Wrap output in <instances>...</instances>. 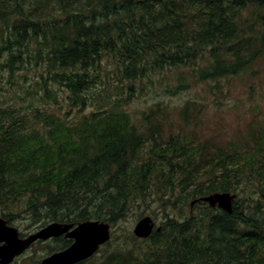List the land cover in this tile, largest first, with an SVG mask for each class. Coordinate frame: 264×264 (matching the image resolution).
<instances>
[{
  "label": "trees",
  "instance_id": "1",
  "mask_svg": "<svg viewBox=\"0 0 264 264\" xmlns=\"http://www.w3.org/2000/svg\"><path fill=\"white\" fill-rule=\"evenodd\" d=\"M263 58L262 0H0V215L115 229L157 203L149 237L114 234L93 264H264V108L235 136L195 99L126 109L137 84L222 93ZM214 192L231 213L200 200Z\"/></svg>",
  "mask_w": 264,
  "mask_h": 264
},
{
  "label": "rangeland",
  "instance_id": "2",
  "mask_svg": "<svg viewBox=\"0 0 264 264\" xmlns=\"http://www.w3.org/2000/svg\"><path fill=\"white\" fill-rule=\"evenodd\" d=\"M257 67L258 78H254L253 80L243 77L232 78L229 80L230 83L227 85V89H223L222 93H215L211 95L207 93L205 88L201 85L195 86L193 88L194 90H188L179 95L170 97L160 95L158 87L154 88V85H149V83H145L143 89L139 88V84H137L136 96L132 98L126 109L131 114L133 120L136 121L141 112L146 111L150 105L156 102L164 101L167 105H178L186 100L195 99L205 105L202 109V116L210 125L209 130L214 128L215 132L222 135L235 136L239 134V131L242 130L243 126H245V123L251 114L248 107L251 100L258 102L260 106L264 108V87L261 88L259 86H264V61L261 64H258ZM171 76V74H168L166 77L168 80L164 78L161 82H169L170 85L175 84V81L170 79ZM113 80H115V78H113ZM249 84L257 86L255 91L256 93L251 98H249L247 94V86ZM203 97L205 99H203ZM172 119H177V108L175 107L172 110ZM203 131L206 132L208 130L205 128ZM202 208L203 207L197 208L192 205L189 211L193 213L206 211L204 209L202 210ZM144 211L145 214L143 216L149 215L153 219L155 226H159L160 222L163 220L164 214L158 204L150 203L148 208H145ZM137 220H139V218H137L136 210V212L129 214L125 220L119 222L115 229L114 227L111 228L109 239L111 243L108 246H101L100 251L109 252L110 249L114 247V234L122 236V234L127 232L132 233ZM12 223H14V226L17 227L24 236L42 227L39 222L30 223V220L22 213H20V216L14 219ZM57 244L58 242L53 239L38 241L29 249L27 253H25L22 264H35L43 257L50 254L49 251L55 248ZM101 255L102 254L100 252L94 253L90 262L86 264H93V262H96L99 259L101 260Z\"/></svg>",
  "mask_w": 264,
  "mask_h": 264
},
{
  "label": "water",
  "instance_id": "3",
  "mask_svg": "<svg viewBox=\"0 0 264 264\" xmlns=\"http://www.w3.org/2000/svg\"><path fill=\"white\" fill-rule=\"evenodd\" d=\"M264 1V0H262ZM235 194L214 192L200 198L211 207H218L227 213L232 212ZM192 203V202H191ZM154 221L145 215L136 221L132 233L136 238H147L154 229ZM63 235L71 239L69 246L52 252L40 260V264H76L92 256L110 238V223L95 219L74 223L49 222L38 230L18 237L17 229L6 225L0 217V264H9L12 259L26 250L35 241H46Z\"/></svg>",
  "mask_w": 264,
  "mask_h": 264
},
{
  "label": "flooded vegetation",
  "instance_id": "4",
  "mask_svg": "<svg viewBox=\"0 0 264 264\" xmlns=\"http://www.w3.org/2000/svg\"><path fill=\"white\" fill-rule=\"evenodd\" d=\"M0 217L6 221V225L15 227V226H14V223H12L13 221H8V220L5 219L3 216H0ZM15 228L17 229L18 237H20V238L25 237V236L23 235V233H21V232L18 230L17 227H15ZM34 244H35V243H33L32 245H30V246L28 247V249L24 250V251H23L22 253H20L19 255L15 256L9 264H22V262H23V260H24V255H25V253H27V252L29 251V249H30ZM2 245H3V241L0 242V246H2ZM35 264H40V260L37 261Z\"/></svg>",
  "mask_w": 264,
  "mask_h": 264
}]
</instances>
